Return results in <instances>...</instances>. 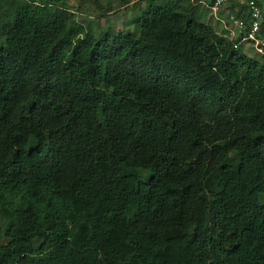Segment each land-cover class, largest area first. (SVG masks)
Returning a JSON list of instances; mask_svg holds the SVG:
<instances>
[{
  "label": "trees",
  "instance_id": "obj_1",
  "mask_svg": "<svg viewBox=\"0 0 264 264\" xmlns=\"http://www.w3.org/2000/svg\"><path fill=\"white\" fill-rule=\"evenodd\" d=\"M122 2L114 34L0 0V264H264V58L203 0Z\"/></svg>",
  "mask_w": 264,
  "mask_h": 264
},
{
  "label": "rangeland",
  "instance_id": "obj_2",
  "mask_svg": "<svg viewBox=\"0 0 264 264\" xmlns=\"http://www.w3.org/2000/svg\"><path fill=\"white\" fill-rule=\"evenodd\" d=\"M138 1L140 0H129L130 5H133ZM203 1L209 4L212 0ZM237 1L242 4L247 0ZM69 4L74 8H80L76 14V18L79 23L89 25L94 31H100L101 28L107 26L111 28L114 34H118L139 11V8L135 11H126V6L123 4L122 0H69ZM142 6H144V4H142ZM227 6L223 10V14L221 15L222 18H226L228 15L229 10ZM101 7L103 8V12H105L106 16L101 15ZM108 10H111L110 13L106 12ZM202 19L203 21L210 22L217 31H222L221 25L209 18L208 11H205ZM244 47L245 51L250 50L251 52V47L249 45L245 44ZM254 57L259 58L256 55H254Z\"/></svg>",
  "mask_w": 264,
  "mask_h": 264
},
{
  "label": "built area",
  "instance_id": "obj_3",
  "mask_svg": "<svg viewBox=\"0 0 264 264\" xmlns=\"http://www.w3.org/2000/svg\"><path fill=\"white\" fill-rule=\"evenodd\" d=\"M211 2L206 4V8L209 12V18L221 25L222 31L219 33L225 32L231 41L240 37L241 40L235 44V48H238L240 44H247L251 47L250 53L253 57L256 55L259 58H264V13L256 2L250 1L248 3L252 15V20L248 26L243 20L233 16L228 20L221 17V13L228 5L229 0H212Z\"/></svg>",
  "mask_w": 264,
  "mask_h": 264
},
{
  "label": "crops",
  "instance_id": "obj_4",
  "mask_svg": "<svg viewBox=\"0 0 264 264\" xmlns=\"http://www.w3.org/2000/svg\"><path fill=\"white\" fill-rule=\"evenodd\" d=\"M247 51H250V50H247Z\"/></svg>",
  "mask_w": 264,
  "mask_h": 264
}]
</instances>
